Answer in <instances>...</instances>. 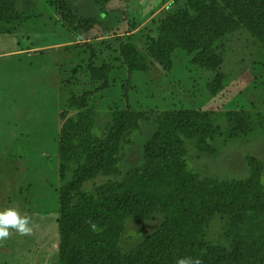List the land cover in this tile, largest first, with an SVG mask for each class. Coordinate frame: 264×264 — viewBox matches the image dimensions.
I'll return each instance as SVG.
<instances>
[{"label": "rangeland", "instance_id": "1", "mask_svg": "<svg viewBox=\"0 0 264 264\" xmlns=\"http://www.w3.org/2000/svg\"><path fill=\"white\" fill-rule=\"evenodd\" d=\"M212 1L11 0L18 17L0 20V209L15 208L29 218L32 231L22 235L10 229L7 238H0V264H63L59 190L68 187L77 172L79 176L86 163L84 152L90 151L89 139L92 147L99 141L114 146L118 139L120 160L114 167L120 175L90 178L83 192L144 166V146L154 135L156 121L177 111L206 116L194 117L193 123L192 116L185 118L187 128L179 132L186 145L180 160L187 170L218 184L246 181L255 173L262 185L259 203L247 199L235 208L217 200L220 207L188 224L197 235L185 246L197 249L208 258L207 264H217L214 260L226 253L223 264H237L232 252L259 249L252 237L260 233L256 223H264V37L247 22L234 26L230 19L220 36L200 30L193 39L218 37L205 53L209 58L215 55L217 64L209 67L200 63L199 50L175 49L169 68L149 52L165 19L187 10V19L211 21ZM221 7L225 13L214 12L237 19L234 10L224 3ZM165 30L166 37L169 31L182 32L180 27ZM121 43L135 45L147 70H133L129 76ZM212 84L219 87L216 94L210 90ZM85 95V106L70 105L74 99L82 102ZM228 112L240 115L231 116L232 122ZM79 122L81 137L87 140L73 132ZM63 129L70 147L61 182ZM132 207L114 218L123 222L118 244L124 253L142 245L166 215L161 210L144 213L139 204ZM84 242L85 238L82 249Z\"/></svg>", "mask_w": 264, "mask_h": 264}, {"label": "trees", "instance_id": "2", "mask_svg": "<svg viewBox=\"0 0 264 264\" xmlns=\"http://www.w3.org/2000/svg\"><path fill=\"white\" fill-rule=\"evenodd\" d=\"M10 2L11 0H0V20L5 17L9 19L18 17V10ZM221 3L234 10L237 19L232 18V15L227 18L223 14L215 13V10L225 13ZM206 4L204 6L209 8L210 3ZM211 4L210 19H213L211 21L203 20L204 18L187 19L189 16L187 10L182 13L176 12L165 19L160 36L152 40L149 45L150 54L160 64L169 68L175 49L183 48L189 53L199 50L203 52L200 55L202 65L216 66L215 55L209 58L205 53L210 50L211 44L218 37H211L209 40L201 37L193 39V37L200 30L205 34L214 30V33L220 36L225 30L222 31L223 24L228 19L234 26L239 21L247 22L258 36L264 37V0H220V2L213 0ZM79 20L87 22L86 19ZM166 27L172 29L180 27L182 32L179 35H172V31H169L168 36L174 37L172 39L166 37ZM120 53L128 67L129 76L133 70H147L146 59L132 43H121ZM96 71V68L92 67L91 73L95 77ZM213 84L210 90L216 94L219 87H213ZM85 104L86 95L80 103L75 99L70 102L73 107H83ZM65 115L66 113L63 112L62 118ZM228 115L232 121L231 116H238L240 113L228 112ZM190 116L192 123L194 117L206 118L205 115L190 111L186 113L177 111L160 116L156 121L154 135L144 146V166L130 169L121 180H108L102 183L93 192H83L81 188L90 178L100 174L120 175L118 167H114L120 160L118 139L114 146H105L99 141L96 147H92V140L89 139L87 145L90 151L84 152L86 163L81 167L79 176L77 172L74 181L68 187L62 186L59 190L61 206L58 220L59 254L63 264H177V261L183 258L199 260L200 264H207L205 261L208 258L197 249L185 246L197 235L195 227L188 224L195 222V218L201 216L204 211L220 207L221 205L216 203L217 200L223 199L224 205L230 204L235 208L247 199L259 203L262 185L255 181L258 179L255 173L246 181L218 184L208 178L201 179L196 173L187 170L185 163L180 160L186 145L180 139L179 132L187 128L183 126L185 118L188 120ZM65 124L66 122L64 126ZM73 132L76 137L87 140V137H81L83 134L81 122L74 127ZM65 134L66 131L63 129L59 142L61 182L66 178V156L70 147ZM232 188L234 189L230 192ZM238 189H242L240 193ZM251 195L254 196L250 198ZM74 200H78L75 209L72 207ZM134 204L144 208V213L148 210L164 211L165 220L142 245L130 253H124L118 244L119 230L123 222L116 223L114 218L133 210ZM92 225H95V228ZM255 228L260 230V233L252 239L260 244V247L258 250L245 249V253L232 252V259H238L235 260L237 264L245 262V264H264V223H256ZM84 238L82 249L80 246ZM261 251H263V260H259ZM224 257H217L214 263L223 264ZM240 257H243V260H240Z\"/></svg>", "mask_w": 264, "mask_h": 264}, {"label": "clouds", "instance_id": "3", "mask_svg": "<svg viewBox=\"0 0 264 264\" xmlns=\"http://www.w3.org/2000/svg\"><path fill=\"white\" fill-rule=\"evenodd\" d=\"M95 228V225H92ZM12 229L20 234H28L32 231L28 217L21 216L15 208L0 209V238H7ZM177 264H200L199 260L183 258Z\"/></svg>", "mask_w": 264, "mask_h": 264}]
</instances>
